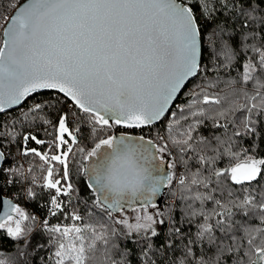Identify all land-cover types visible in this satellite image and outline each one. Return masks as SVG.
Returning <instances> with one entry per match:
<instances>
[{
	"label": "snow or ice",
	"instance_id": "6c2138e0",
	"mask_svg": "<svg viewBox=\"0 0 264 264\" xmlns=\"http://www.w3.org/2000/svg\"><path fill=\"white\" fill-rule=\"evenodd\" d=\"M220 10L231 12L233 30L226 34L217 25L207 34L209 46L218 48L217 59L224 58L216 64L217 70L240 61L239 77L225 81L218 77L196 86L199 90L192 91L187 109L177 106L179 119L194 118L180 138L171 134L179 123L175 112L167 125L169 135L157 137L161 143L143 134L133 135L129 130L143 132L161 121L187 83L207 71L203 22L214 21ZM221 83L224 88L219 92L207 90ZM44 92L59 95L38 99ZM29 99L32 103L22 113L25 120L47 108L67 105L58 109L55 124L44 120L54 131L51 154L27 146L29 140L37 145L46 141L30 133L23 136L21 155L31 154L43 162L40 170L46 174L41 187L50 196V216L83 220L77 212L66 211L62 198L74 191L68 157L76 155L72 146L78 144L81 131L70 125L86 122L94 146L90 151L77 148L84 159L95 158L81 166L90 181L86 187L97 194L95 206L109 216L121 211L124 201H141L144 211L135 217L136 223L127 218L114 223L127 228L126 239L135 233L147 241L142 250L144 264H156L148 259L152 238L161 236L156 225L169 224L170 235L159 245L164 252L172 246V237L184 235L176 226V204L183 205L189 223L197 220L194 238L187 240L180 264H264V184L260 183L264 157L253 151L258 144L240 149L237 143V138L255 141L258 132L264 139V125L253 119L264 116V0H3L0 114ZM238 112L242 116L237 117ZM204 119H212L223 134L194 136ZM117 125L125 130L119 136L102 135ZM3 135L12 136L13 141L16 136L11 130L0 132ZM173 149L176 156L167 162L169 170L165 171V157L173 156ZM225 158L229 165L217 166ZM5 159V151L0 150V161ZM178 165L183 172L177 170ZM32 171L30 166L28 172ZM23 175L18 167L0 168V191L16 183L9 176ZM31 182L36 183L35 176ZM163 188L170 190L173 204L167 214L158 209L153 215L147 209L156 207L153 201ZM26 195L31 199L36 193L28 187ZM3 202L8 207L0 216V229L6 228L14 240L29 235L32 227L24 222L37 218L11 200ZM43 227L57 245L54 264H130L127 250L120 251L114 242L116 228L102 223L50 225L47 219ZM205 243L215 250L213 255L196 254L193 245ZM116 252L119 260L113 259ZM0 264L8 261L0 258Z\"/></svg>",
	"mask_w": 264,
	"mask_h": 264
},
{
	"label": "trees",
	"instance_id": "16d2710c",
	"mask_svg": "<svg viewBox=\"0 0 264 264\" xmlns=\"http://www.w3.org/2000/svg\"><path fill=\"white\" fill-rule=\"evenodd\" d=\"M25 0H21L24 2ZM0 3H3V0H0ZM231 12L227 10H220L215 15L214 21L203 22L205 24V39H204V60L203 66L207 71H201L187 86V88L182 92L180 98L177 100L175 106L171 112L166 115L159 123L141 130H131L132 133L136 135L143 134L145 138L153 139L158 144L161 143L157 139L158 136L167 137L169 133L167 132V125L170 121L173 120L171 113H177V119L180 117L179 108L177 106L187 109V105L191 100V93L193 90H199L196 88L197 85L205 86L208 81H216L219 77L221 81H225L232 78L239 77L242 68L238 65L240 61H234L232 65L228 68L220 67L219 70L216 69V64L220 61H223V56L220 55L217 59L218 48L214 46H209L207 34L211 33L216 29L217 25L225 29V33H231L232 20L229 19ZM221 88H224V84L221 83L217 88L207 89L210 93L219 92ZM251 89V85H249ZM223 94V93H221ZM54 95H59L52 92L41 93L38 99H49ZM63 99V97H60ZM239 103H244L243 99L238 101ZM32 99H29L25 102L21 108L0 114V132L13 131L16 136L15 140H12V136L3 135L0 136V149L5 151L6 159L3 164L4 169L9 167H18L21 172L24 173L23 176L13 177L12 179L16 180V183L6 186L5 189L9 194H13L15 197H18L15 201L20 207H22L26 213L30 216H35L37 219L35 222L28 221V225H31L32 231L26 237L20 240H14L11 237L7 236L6 229H0V253L2 257L8 261V264H54V252L56 251L57 245L51 242V234L47 233L43 227V221L48 220L50 225H67L72 224L70 218H65L64 214H58L56 217H52L48 212V201L50 199L49 193L47 190L41 187L42 177L44 172L40 170V165L43 163L39 160L38 157H35L31 154L28 156L21 155L23 151V136L25 134L36 135L38 139L46 141L43 145H37L33 141L29 140L27 146L35 147L41 152H49V145L52 141L54 131L52 124H55L58 119L60 108H66V104L56 105V107H50L39 113L35 118H30L25 120L22 116V113L27 112ZM203 107H208L202 105ZM215 107V106H213ZM187 114V111L185 112ZM237 117L242 116V113H236ZM192 117H189L188 120L179 119V123L174 125L172 135H176L177 138L179 134L183 131H186L188 125L193 123ZM203 119V118H202ZM253 119L259 120L260 125H264V116H254ZM44 120L52 121V124H45ZM223 123V121H221ZM258 125V128L260 127ZM79 126L81 131L77 134L78 144L73 145V152L76 153L75 156L69 154V169L70 177L69 182L73 184L74 191L70 197H63L65 200V208L68 213L73 211L77 212L83 217L82 221H77L80 225L93 223L98 224L102 223L107 225L110 229L116 228L118 235L115 238L116 243L119 245L120 251L127 250L128 259L130 264H144L145 258L142 254V250L145 248L147 241L143 239L142 236H131L126 239L123 236V232L120 230L119 226L114 223L115 219L111 215H108V212L104 209L98 208L95 206V198L93 191L87 188L86 177L82 173L81 166H84V163L87 164V159L83 158V154L77 152L78 147H84L86 151H90L94 146V139L91 134V126L86 122H81L79 125L72 124L70 127L74 128ZM117 130V126L106 130L102 135L114 134ZM231 126L229 131H231ZM130 131V130H129ZM223 129H217L214 127V121L212 119H204V123L199 125L196 130L193 132V135L196 137L204 136L211 138L213 135H222ZM11 141V143L9 142ZM237 143L240 145V149L248 148L254 144H258L259 147H254L253 151L258 155V157H264V139L261 138L260 132L257 133L256 140L253 141L251 137H246L245 139L237 138ZM239 150V149H238ZM173 151V156L169 157L166 155L165 158H168L169 161L176 156L175 149ZM229 161L227 158L218 162L219 167H227ZM33 168L31 173L28 172L29 167ZM57 168H60V165H56ZM79 169V171H78ZM177 170L183 172V166L178 165ZM7 175V173H6ZM35 176L36 183L33 184L32 177ZM12 177V176H11ZM261 184H264V178L260 180ZM257 186L258 185H255ZM31 187L33 192L36 195L29 199L26 195V189ZM2 193H5V190H2ZM237 194H239V187L237 186ZM68 200H71V203H67ZM173 197L170 194V190L166 188L163 204L159 207V210L164 211L167 214L168 206L173 204ZM211 207V205H209ZM183 205L176 204L175 206V218L177 220V225L180 227L184 233L181 236L172 237V246L167 249L166 252L159 249V245L163 242L164 236L169 234V224L165 223L164 225H158L157 231L161 233V236L158 238H152V243L154 245L152 252L149 253L148 259L156 261V264H180L181 260H184L185 253V244L189 238H194L195 232L197 230V220L193 219L191 223L183 216L182 213ZM194 251L197 255L204 253L207 256L214 254V249H210L209 246L205 243L203 245L196 244L193 245ZM20 251H24L26 255L20 256ZM113 259L119 260L120 255L118 252L114 253ZM231 264V261H229Z\"/></svg>",
	"mask_w": 264,
	"mask_h": 264
},
{
	"label": "water",
	"instance_id": "95a60500",
	"mask_svg": "<svg viewBox=\"0 0 264 264\" xmlns=\"http://www.w3.org/2000/svg\"><path fill=\"white\" fill-rule=\"evenodd\" d=\"M24 2H26V0H25ZM193 79H194V78H192L191 81H192ZM188 84H189V83H187V86H188ZM186 88H187V87H185V88L182 90V92H183ZM182 92H181L180 94H178V98L174 101V103H173L172 105H170L169 113L171 112V110H172L173 107L175 106L177 100L180 98ZM23 104H24V103H22L21 105H14L11 109L7 110L5 113L21 108ZM169 113H167L166 115H168ZM166 115H165V116H166ZM159 122H160V121L156 122L155 124H157V123H159ZM155 124H154V125H155ZM117 126H118V127H121V126H119V125H117ZM152 126H153V125H152ZM121 128H122V127H121ZM147 128H148V127H147ZM120 134H121V133H119V132H115L113 135H117V136H119ZM146 139H147V138H146ZM0 150H1V149H0ZM94 159H95V158H89V159H87V164H86V166H88V165H90L91 163H93ZM168 161H169V159L166 158V159H165V171H168V170H169V169H167V162H168ZM4 162H5V160H4V161H0V168L3 167ZM86 166H85V167H86ZM82 173L84 174V172H82ZM84 175H85V174H84ZM85 177H86V183H87V184L90 183V181H89L87 175H85ZM165 191H166V188L161 189L160 194L154 199V204H156L158 207H161L162 204H163V199H164ZM0 196L3 197V199H0V216H2L3 213H4V211H5L6 208L8 207V205H6L3 201H4V200H11L12 203H14V204H16V202H15L14 200L10 199L9 197L5 196V195L2 193V191H0ZM96 196H97V194H96ZM122 203H123V204H125V203L140 204L141 201H139V200H137V201H135V202H132V201H124V202H122Z\"/></svg>",
	"mask_w": 264,
	"mask_h": 264
},
{
	"label": "rangeland",
	"instance_id": "374dc122",
	"mask_svg": "<svg viewBox=\"0 0 264 264\" xmlns=\"http://www.w3.org/2000/svg\"><path fill=\"white\" fill-rule=\"evenodd\" d=\"M40 151V150H39ZM84 166H86V162L84 163ZM83 171V170H82ZM9 178H13L11 176H9ZM94 195V198L96 200V194H91V196ZM173 202V201H172ZM156 205V204H155ZM159 209V207L156 205L155 208L149 206L147 211L151 214H155L157 212V210ZM143 209L141 207H133V206H127V205H124L123 206V209L121 211H112L111 212V215L114 217L115 220H118V219H124V218H127L129 223H136V220H135V217L138 215V214H143ZM13 216H15V213H13ZM77 224V225H80L79 223H77V221H73L72 224ZM25 225H28V221H25L24 222ZM72 224H67V225H62V226H71ZM11 226L12 227H15V224H14V221L11 222ZM80 226H83V225H80ZM120 230L125 233L127 232V228L124 226V225H118ZM158 225H156L155 227L157 228ZM6 229V228H5ZM131 236H138L136 235L135 233H133Z\"/></svg>",
	"mask_w": 264,
	"mask_h": 264
},
{
	"label": "flooded vegetation",
	"instance_id": "af4514ba",
	"mask_svg": "<svg viewBox=\"0 0 264 264\" xmlns=\"http://www.w3.org/2000/svg\"><path fill=\"white\" fill-rule=\"evenodd\" d=\"M137 130V129H136ZM125 130L123 129V128H121V127H118L117 126V130H116V132H119V133H123ZM130 132L132 133V131L130 130ZM133 135H136V134H134V133H132ZM166 159V158H165ZM153 203H154V201H153ZM123 205H129V206H133V207H141L140 205H141V203L140 204H132V203H125V204H123Z\"/></svg>",
	"mask_w": 264,
	"mask_h": 264
},
{
	"label": "built area",
	"instance_id": "2783aa9c",
	"mask_svg": "<svg viewBox=\"0 0 264 264\" xmlns=\"http://www.w3.org/2000/svg\"><path fill=\"white\" fill-rule=\"evenodd\" d=\"M10 179H11V178H10ZM10 185H11V184H10ZM7 186H9V185H7ZM4 190H5V193H4L5 196L9 197L10 199H12V200H14V201L17 200L18 197H15L13 194H9V193L6 191L5 188H4Z\"/></svg>",
	"mask_w": 264,
	"mask_h": 264
}]
</instances>
